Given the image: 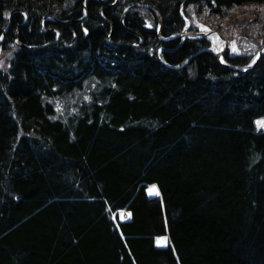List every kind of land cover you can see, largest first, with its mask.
Masks as SVG:
<instances>
[{
  "label": "trees",
  "instance_id": "1",
  "mask_svg": "<svg viewBox=\"0 0 264 264\" xmlns=\"http://www.w3.org/2000/svg\"><path fill=\"white\" fill-rule=\"evenodd\" d=\"M247 5L0 0V264H264V36H181Z\"/></svg>",
  "mask_w": 264,
  "mask_h": 264
},
{
  "label": "rangeland",
  "instance_id": "2",
  "mask_svg": "<svg viewBox=\"0 0 264 264\" xmlns=\"http://www.w3.org/2000/svg\"><path fill=\"white\" fill-rule=\"evenodd\" d=\"M233 18L218 19L217 17L204 16L201 20H196L197 25H206L211 31H207V37L210 40V44L213 50L219 55L218 58L221 60L223 52L229 48L233 51V42L237 48L241 49L243 54L254 53L252 47L259 40L258 37L264 36V7H253L252 5L244 6L240 9L234 8ZM260 20V21H259ZM190 24L187 21V26ZM201 28V27H200ZM202 29V28H201ZM227 30V31H225ZM199 32H206L203 29ZM229 33L232 35L240 34V36L231 38ZM242 34L246 35V38L241 37ZM226 35V36H225ZM228 36V37H227ZM264 44L258 47V53L256 52L253 60L257 58V55L262 51ZM243 50V51H242ZM234 52V51H233ZM9 53V52H8ZM7 52H2L0 49V66H6L7 63ZM252 60V61H253ZM149 193L155 192L153 186L148 187ZM122 218H128L129 214L127 211H121ZM158 238H165L159 236ZM164 240H160L159 244L162 245Z\"/></svg>",
  "mask_w": 264,
  "mask_h": 264
},
{
  "label": "snow or ice",
  "instance_id": "3",
  "mask_svg": "<svg viewBox=\"0 0 264 264\" xmlns=\"http://www.w3.org/2000/svg\"><path fill=\"white\" fill-rule=\"evenodd\" d=\"M211 3H215V0H211ZM200 27L204 30V31H211L209 28H207V26L206 25H200ZM85 31H87V29H85ZM0 39H2V37H0ZM232 47H233V51L234 52H238L239 51V49L236 47V45H235V42H233V45H232ZM253 63H255V60H253ZM256 123H257V125L258 126H260V127H264V119H261V120H257L256 121ZM165 240L166 241V238H157V240H158V243H159V241L160 240Z\"/></svg>",
  "mask_w": 264,
  "mask_h": 264
},
{
  "label": "water",
  "instance_id": "4",
  "mask_svg": "<svg viewBox=\"0 0 264 264\" xmlns=\"http://www.w3.org/2000/svg\"><path fill=\"white\" fill-rule=\"evenodd\" d=\"M140 4H142V3H140ZM134 5H135V4H134ZM128 7H129V6H127V7L124 9V11H126ZM155 13H156L157 16H159L156 10H155ZM206 34H207V32H202V33H199V34H198V33H190V35L197 36V37H201V36H204V35H206ZM181 35H182V34H181ZM259 55H260V54H259ZM256 62H257V60L255 61V63H256ZM255 63H253V64L247 66L246 68H248V67H252ZM235 69L240 70V69H242V68H235Z\"/></svg>",
  "mask_w": 264,
  "mask_h": 264
},
{
  "label": "bare ground",
  "instance_id": "5",
  "mask_svg": "<svg viewBox=\"0 0 264 264\" xmlns=\"http://www.w3.org/2000/svg\"><path fill=\"white\" fill-rule=\"evenodd\" d=\"M255 64H256V63H255ZM255 64H254V65H255ZM254 65H253V66H254ZM122 211H123V210H122ZM125 211H126V210H125Z\"/></svg>",
  "mask_w": 264,
  "mask_h": 264
}]
</instances>
